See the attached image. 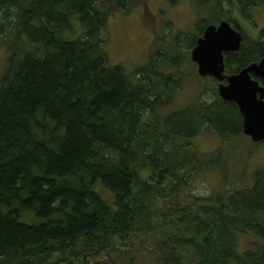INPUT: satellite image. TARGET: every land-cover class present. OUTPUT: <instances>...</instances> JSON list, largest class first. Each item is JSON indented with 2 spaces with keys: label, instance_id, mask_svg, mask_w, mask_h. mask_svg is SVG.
Returning <instances> with one entry per match:
<instances>
[{
  "label": "trees",
  "instance_id": "1",
  "mask_svg": "<svg viewBox=\"0 0 264 264\" xmlns=\"http://www.w3.org/2000/svg\"><path fill=\"white\" fill-rule=\"evenodd\" d=\"M138 2L0 0V264H140L145 251L147 264H264V167L249 187L188 195V167L197 168L189 141L204 130L242 137L236 104L204 88L162 115L186 58L159 48L133 72L108 65L99 32ZM208 2L231 23L223 4L247 16L264 0ZM74 21L82 36L66 37ZM204 21L171 43L194 48ZM224 55L227 76L258 63L264 32ZM138 232L145 243L133 240ZM246 233L253 243L239 248Z\"/></svg>",
  "mask_w": 264,
  "mask_h": 264
},
{
  "label": "rangeland",
  "instance_id": "2",
  "mask_svg": "<svg viewBox=\"0 0 264 264\" xmlns=\"http://www.w3.org/2000/svg\"><path fill=\"white\" fill-rule=\"evenodd\" d=\"M138 1L139 4L136 6L129 5L125 11L113 13L108 18L104 28L99 32V37L103 41V49L109 58L108 65H119L125 73H130L144 65L149 59V54L159 48L186 58L182 64L184 66H180L186 73V79H184L180 90L174 94L170 108L160 110L162 115L190 104L204 88L208 90L216 89L217 81L209 79L210 77L200 78L197 75V67L190 60L193 48L187 49L183 43L175 45L171 42L177 33H195L196 31H191L202 20H205L204 24L207 25L217 23L220 19V17H217V7L209 2L206 3L207 5L201 4L200 0H181L176 6L165 0ZM223 6L224 11L227 12L226 15L230 19L231 17L237 19L238 21L233 22H239L244 28L247 39H257L259 31L264 29V3L256 10H249L251 17L248 20L251 19L255 22V24L252 22V25H247L243 21L245 17L239 12L235 2L231 5L225 3ZM11 21H14V18ZM77 22L72 23L73 30L66 32V37L76 38L74 36L79 37L83 33L80 24ZM12 30L1 32L4 33L2 35L4 42L11 37L9 33ZM201 34L203 35V33ZM23 41L25 43L26 39ZM19 47L21 49V46ZM7 56L8 50L5 44L0 45V79L8 67ZM188 75L189 77H187ZM137 83L132 86L136 87ZM158 114H160L159 111ZM198 135L195 140L189 141L190 147L188 146L187 156L194 153L193 157L190 156V159L197 163L195 169L188 167L190 170L188 172L194 173L190 183L193 191H188V195L192 196L193 193L204 196L216 195L221 191H233L251 186L254 171L258 167H264L263 143H253L244 134V136L238 138L222 139L217 135L212 136L210 131L204 130ZM189 144L186 143L185 145ZM199 151L204 154H198ZM207 155L209 157L203 159ZM104 195L108 201H111L110 195ZM188 198L190 197L186 199ZM24 216L26 215L21 217V221L31 223L30 218L26 216L30 221L28 222L23 219ZM251 235L250 233L238 234L236 236L238 247L243 248V244L250 246L253 243L249 241V238H252ZM133 240L140 241L139 243L146 242L142 232H138ZM145 253L146 251L139 253L142 256L140 264L150 263V257L152 259L151 255L150 257L147 255L149 257L147 259ZM116 263L118 264V262Z\"/></svg>",
  "mask_w": 264,
  "mask_h": 264
},
{
  "label": "water",
  "instance_id": "3",
  "mask_svg": "<svg viewBox=\"0 0 264 264\" xmlns=\"http://www.w3.org/2000/svg\"><path fill=\"white\" fill-rule=\"evenodd\" d=\"M241 42L242 34L229 23L220 22L218 27L209 25L191 51V61L196 64L200 78L212 77L219 82L217 94L223 101L236 104L242 116L243 134L252 142L261 143L264 141V86L254 78L264 83V58L235 75L224 74V54L237 52Z\"/></svg>",
  "mask_w": 264,
  "mask_h": 264
},
{
  "label": "flooded vegetation",
  "instance_id": "4",
  "mask_svg": "<svg viewBox=\"0 0 264 264\" xmlns=\"http://www.w3.org/2000/svg\"><path fill=\"white\" fill-rule=\"evenodd\" d=\"M202 2H203V0H201ZM201 1H200V3H201ZM202 4V3H201ZM263 4V3H262ZM261 6V4H258V5H256V6H254V7H252V8H250L251 10H256V9H258L259 7ZM249 9V10H250ZM248 10V12H247V16H244L245 18H247V19H245V18H243V21L244 22H246V24L247 25H252L251 23L253 22L254 24H255V22L254 21H252L251 19H249L248 20V18L249 17H251L249 14H250V11ZM243 16V15H242ZM222 21H224V20H221V19H219L218 21H217V23H214L213 25L214 26H216V27H218V25H219V23L220 22H222ZM233 21H238L237 19H235V18H233V17H231V23H229L233 28H235L236 30H238L242 35H243V39H244V37H245V30H244V28L240 25V23L239 22H233ZM206 26H208V25H206ZM205 29V28H204ZM203 29V30H204ZM264 32V29H261L260 31H259V33H258V36L260 35V33H263ZM202 33H203V31H202ZM257 36V37H258ZM255 40V39H254ZM224 57H225V55H224ZM244 69V68H243ZM237 74V73H236ZM235 75V74H234ZM232 76V75H231ZM252 78H253V76H252ZM257 82H258V84L260 85V86H264V83L262 82V80L260 79V78H258V77H255L254 78ZM225 82V81H224ZM223 82V83H224ZM225 84V83H224Z\"/></svg>",
  "mask_w": 264,
  "mask_h": 264
},
{
  "label": "bare ground",
  "instance_id": "5",
  "mask_svg": "<svg viewBox=\"0 0 264 264\" xmlns=\"http://www.w3.org/2000/svg\"><path fill=\"white\" fill-rule=\"evenodd\" d=\"M249 138V137H248ZM250 139V138H249ZM251 140V139H250ZM252 142V141H251ZM253 143H256V142H253Z\"/></svg>",
  "mask_w": 264,
  "mask_h": 264
}]
</instances>
